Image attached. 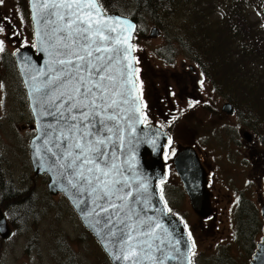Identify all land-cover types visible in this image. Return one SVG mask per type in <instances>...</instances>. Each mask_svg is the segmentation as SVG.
<instances>
[{
  "label": "rangeland",
  "instance_id": "1",
  "mask_svg": "<svg viewBox=\"0 0 264 264\" xmlns=\"http://www.w3.org/2000/svg\"><path fill=\"white\" fill-rule=\"evenodd\" d=\"M22 1L28 6L27 0H12V15H21ZM128 5L122 3L119 14L131 16L135 10ZM27 15L32 22L29 8ZM134 19L140 24L135 38L139 44L136 67L141 73L138 78L146 87L150 121L159 122L173 135L165 197L168 208L189 221L191 238L195 241L194 264H250L263 237L264 149L260 144L256 148V136L252 133L253 140L246 141L243 132L247 129L236 114L221 111L227 100L218 90V72L204 74L190 55L181 52V41L174 37L179 25L170 26L166 33L158 29V35L151 36L152 29L158 27L156 23L152 19ZM252 19L264 34V22L256 12ZM21 24L30 41L32 26ZM0 84L3 85L0 88V184L12 186L0 185V210L5 212L12 229L9 238L0 236V264H113L68 199L63 194L50 193L49 176L34 172L29 144L36 133L35 122L26 103L24 86L4 57L0 58ZM186 95L195 99L181 105L178 98ZM190 102L196 105L193 109ZM169 112L176 120L166 121ZM179 143L182 147L197 145L204 164L218 183L219 209L225 213L219 214L223 220L218 221L216 231L193 210L174 168V156L183 149H179ZM5 190L7 195L15 190L21 192L12 200L19 203L5 204ZM242 206L244 212L240 211ZM251 218L257 234L247 239L244 231L250 229Z\"/></svg>",
  "mask_w": 264,
  "mask_h": 264
},
{
  "label": "snow or ice",
  "instance_id": "2",
  "mask_svg": "<svg viewBox=\"0 0 264 264\" xmlns=\"http://www.w3.org/2000/svg\"><path fill=\"white\" fill-rule=\"evenodd\" d=\"M32 19L37 25L36 37L43 45L41 50L49 57L46 69L39 68L31 76L33 86L29 92L30 98L40 94L33 98V112L37 114L35 105H39L37 127L44 137V147H37L35 155L41 167L50 153L64 170L61 175L71 177L68 185L81 196L87 194L91 198L94 207L86 214L93 217L89 226L95 229L100 224L95 217L108 214L104 220V227L108 228L104 238L109 239L115 251L107 244L104 247L115 261L167 264L177 259L172 253L180 252L177 247L180 241H167L170 251H165V239L158 235V230L167 232V229L151 217L142 218L132 206L149 203L144 195L148 193V185L137 182L133 187L124 174L131 169L116 162L117 141L120 148L124 146L121 121L133 119L134 113L142 116L137 122L148 120L138 103L142 92L133 96L137 91L134 78L140 72L134 67L138 61L132 54L135 45L130 42L136 25L125 18L108 16L100 0H32ZM20 20L23 23L22 16ZM3 33L5 28L0 23V34ZM4 51L5 42L0 39V53ZM200 83L203 85V81ZM192 106L190 102L189 107ZM44 117H52L56 124H41ZM43 170L51 171V168ZM160 198L164 199L162 187ZM79 203L85 201L81 199ZM164 203L167 207V202ZM167 211L171 213L172 209ZM113 216L116 225H123L116 231L112 230ZM102 232L103 229L97 230V235ZM187 234L191 239V232Z\"/></svg>",
  "mask_w": 264,
  "mask_h": 264
},
{
  "label": "water",
  "instance_id": "3",
  "mask_svg": "<svg viewBox=\"0 0 264 264\" xmlns=\"http://www.w3.org/2000/svg\"><path fill=\"white\" fill-rule=\"evenodd\" d=\"M30 10L32 16V0H30ZM107 15L128 19L130 22L135 24L137 28V23L128 17L121 16L119 14ZM33 25L35 31L36 50H34L32 46H24L19 49L15 55L22 79L27 89L31 111L35 119L36 134L30 143V157L34 172L39 175L47 174L50 177V181L48 183L50 193L53 195L62 193L68 199L81 218L83 224L96 237L113 264H129V262L115 261L109 254V251L104 247V245L107 244L108 248L115 251L113 244L109 243V239L104 238L105 234L108 232V228L104 227V220L108 214L102 213L101 216L95 217V219L100 220V224L96 225L95 229L89 226L90 221L93 220V217L86 216V214L94 207L91 202V198H89L87 194L81 196L80 193L68 185L67 180L71 177L61 175L64 170L58 167V164L55 163L56 158L52 157L50 153L48 154L49 159L45 162L43 168H51V171L43 170L39 161L37 160L35 152L37 147L43 149L44 137L41 136V130L37 127L39 105H35L37 114H34L33 98L38 97L40 94L35 93L33 98H30L29 92L33 86L31 76L36 74V70L39 68L46 69V61L49 59V57L44 51L41 50L43 45L36 37L37 25L34 21ZM135 30L131 34V43H133ZM43 31V22H41V34H43ZM157 35L158 29L154 28L152 30L151 36ZM132 54L134 55V51ZM134 67H136V63L134 64ZM129 87L131 86L129 85ZM138 93L139 92L137 89L136 92H133V96L137 95ZM138 103L142 108L141 100ZM125 107L128 106L125 105ZM232 110V106L229 103L225 104L223 107V111L227 113H232ZM133 117L134 118L131 120L121 121L123 131L120 133V135H123L124 137V146L123 148H120L119 141H117L118 151L116 162L125 169H131L130 171H125L124 174L129 178V183H132L133 187L136 186L137 182H144L148 185V193L144 195L148 199L149 203L147 205L142 203H134L132 206L140 212L142 218L151 217L153 218V222H159L163 225L164 229H167V232L158 230V235L165 239V251H170L167 246V241H180V244L177 245V247L180 248V252L172 253L177 257V259L167 261V264H188V261L192 259L191 252L193 247L191 245V241L180 218L167 211L164 201L160 198V189L158 187V181L163 180L166 174L163 155L166 150L169 136L165 130L156 124L137 122V120H142V116H140L139 113H134ZM43 123L56 124V121L52 117H44L41 119V124ZM245 135L247 137L249 134L246 133ZM37 137H40V139H37ZM113 139L115 140L116 138L114 137ZM129 140L132 141L131 145L128 144ZM153 141L155 143H153ZM174 166L178 175L180 176L186 192L189 195L193 209L202 218L209 217L212 212V204L210 190L208 188L207 171L201 162L197 150L192 146L184 147L174 158ZM81 199H83L85 203L80 204L79 201ZM117 203L120 202L117 201ZM121 215L123 216V213H121ZM262 215L264 218V203L262 204ZM113 224L115 225V227L112 229L113 231L123 227V225H116L115 216H113ZM99 229H103L101 235H97V230ZM11 234L12 229L9 225L5 212L0 210V236L3 239H7L11 236ZM157 243H159V241H157ZM144 264H151V262L144 261ZM250 264H264V236L262 237L261 242L258 243V249Z\"/></svg>",
  "mask_w": 264,
  "mask_h": 264
},
{
  "label": "trees",
  "instance_id": "4",
  "mask_svg": "<svg viewBox=\"0 0 264 264\" xmlns=\"http://www.w3.org/2000/svg\"><path fill=\"white\" fill-rule=\"evenodd\" d=\"M108 1L100 0L106 12L120 13L122 3H127L134 7L132 17L152 19L165 33L170 26L179 25L174 37L181 41V52L190 55L204 74L218 72L219 92L233 105L242 127L256 136V148L260 144L264 149V34L252 19L256 12L264 22V0ZM7 193L5 190V204L19 203L12 200L21 192ZM244 210L242 206L240 211ZM253 219L250 229L244 231L247 239L257 234Z\"/></svg>",
  "mask_w": 264,
  "mask_h": 264
},
{
  "label": "flooded vegetation",
  "instance_id": "5",
  "mask_svg": "<svg viewBox=\"0 0 264 264\" xmlns=\"http://www.w3.org/2000/svg\"><path fill=\"white\" fill-rule=\"evenodd\" d=\"M27 2H28V0H27ZM11 5H12V0H3V3L0 4V23H2L4 28H5V35H3V37H0V39L4 40V42H5V51L3 53H0V58H3V57L6 58V65L7 66L12 65V67L15 69L16 74L18 75L19 81L24 86V83L22 81L21 74H20V71H19V68H18L15 52L19 48H21L22 46L31 45V46L35 47L34 46V32H33L32 22H30V18L27 15L28 6L24 5V3L22 1V4H21L22 9L20 10L21 15L20 16H14V15H12L11 10H10ZM21 16L23 17V24L24 25H28L29 24L30 26H32V31L30 33V37H31L30 41H28V34L25 33L27 31H25V29L22 30V28L20 27V26H22L21 20H20ZM24 18H26V20ZM9 31L11 33H9ZM13 33H17V34L13 35ZM138 51H139V49H138ZM138 51H137V53H138ZM136 58L138 60L137 54H136ZM139 76L141 77V73L140 72L138 73V77ZM141 82H142V79H140L139 85L141 84ZM144 86H145V84L142 83V89H140V91L142 92L143 106L147 105V107L144 108V113H146V115L150 118V112H149L150 104H149V101H148V98H147L146 87H144ZM24 91L26 93L25 87H24ZM26 99H27L26 100V103H27L28 102L27 93H26ZM192 99H195V97L186 95L185 97L178 98V101L182 105V103L186 102V104H187ZM195 106L196 105H193L191 107V109H193V107H195ZM186 107L188 108L187 105H186ZM183 113H184V111H183ZM173 117L174 116H172L171 113H170L169 116L166 118V121L176 120V119H173ZM157 124L161 125L159 122H157ZM171 137H172V135H171ZM251 140H252V137H251V139H247L246 141L250 142ZM178 145H179V149L180 148L182 149V148L185 147V146L182 147V144H180V143ZM191 145L194 146L196 148V150L199 152L201 160L204 163V161L202 159L203 153L200 151V149L197 147V145H195V144H191ZM178 151L179 150H177V152ZM205 167L208 169V174H209L208 186H209V189H210V195H211L210 198L212 200V212H211V215L209 217H207V218H202L199 214L198 215H199V217H201L203 219V222L209 221V224H211V227L213 229H215V231H216V227L218 225V221H222L223 220L221 216H224L225 212L224 211L220 212V209H219V204L221 203V200H219L220 199V197H219L220 192L216 188V184H218V183L214 182V180L212 178V175H211V172L209 170V167H207L206 165H205ZM247 183H249V182H247ZM162 188H163V192L165 193L166 189H165V185L164 184L162 185ZM217 192H218V197L216 196ZM254 203L255 202L253 201V207L254 206L256 207V204H254ZM219 214H221V216ZM179 216L181 217V220L184 223V225L185 224L187 225L186 230H187V233H188L191 228H190V224H189V221H188L187 217L183 216V215H179ZM262 221H263V219H262ZM202 228L203 229H207L205 226H202ZM191 241H193L192 238H191ZM230 242L231 243L233 242V236L231 237ZM255 251H256V248H255L253 254L255 253ZM193 253H195V247L193 248V251H192V264L195 263V254L193 255Z\"/></svg>",
  "mask_w": 264,
  "mask_h": 264
}]
</instances>
